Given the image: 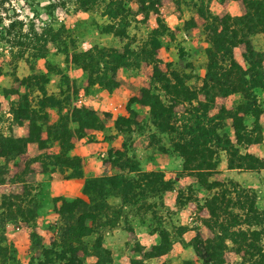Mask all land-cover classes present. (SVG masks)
<instances>
[{
    "label": "rangeland",
    "instance_id": "1",
    "mask_svg": "<svg viewBox=\"0 0 264 264\" xmlns=\"http://www.w3.org/2000/svg\"><path fill=\"white\" fill-rule=\"evenodd\" d=\"M226 5L227 0H0V136L14 122V110L18 109L29 114V109L46 113L48 124L53 123L54 109L40 107L48 97L57 102L63 115L79 108L92 110L89 100L106 92L103 85L114 71L118 87L109 93L111 101L108 99L113 103L93 105L101 124L95 132L104 143L93 158L108 164L115 160L114 152L121 151L124 156L118 164L131 159L139 173L160 172L164 185L170 188L162 194L153 193V186L146 185L145 190L142 186L148 178L137 173L122 177L123 183L132 186L124 196L100 186L90 196L99 206H111L113 213L105 217L97 212L94 225L85 220L84 226L92 227V232L67 242L66 248L73 242L82 249L69 254L56 212L70 200H52V211L45 213L46 184L31 193L15 184V179L21 177L14 168L17 162L6 164L0 184V264H241L246 259L245 253L232 252L227 240L218 253L210 256L200 246L217 243V236L229 235L213 224L205 207L220 191L233 208H228L219 220H226L229 213V217L236 215L239 220L234 230L264 229V161L255 166L246 158L241 164L234 156L233 165L252 170H228L230 153L228 156L221 151V136L225 135L237 152L244 154L243 144L233 138L231 121L219 114V108L229 110L235 106V97H230L234 101L216 100L205 113L202 101L192 103L191 107L198 110L183 117L194 129V136L206 133L199 144L215 152L212 173L196 171L192 156L183 160L172 152L166 136L151 126L147 108L132 101L139 98L142 89L155 88L149 85L153 69L175 71L188 79V85L200 88L207 63L205 48L209 47L202 30L211 25L210 16L225 14ZM93 32L101 35L102 46L87 56L79 42ZM260 36L251 37L255 51ZM243 52L238 46L232 50V57L248 70L250 83L256 70L242 61ZM85 63L91 68H84ZM263 90L264 86L254 90L262 112L264 101L259 91ZM99 101L107 100L101 97ZM184 108L188 106L181 104L174 112L181 114ZM93 132L84 135L90 142ZM117 138L118 147L114 145ZM66 166L78 168V160L69 158ZM213 182L216 188H210ZM87 197L82 199L86 203ZM248 206L251 213L246 211ZM30 207H35L36 216ZM261 244L264 251V239ZM156 246L162 247L158 256L154 254Z\"/></svg>",
    "mask_w": 264,
    "mask_h": 264
},
{
    "label": "trees",
    "instance_id": "2",
    "mask_svg": "<svg viewBox=\"0 0 264 264\" xmlns=\"http://www.w3.org/2000/svg\"><path fill=\"white\" fill-rule=\"evenodd\" d=\"M234 1H240L243 5L244 13L241 16H210L211 25L209 28L202 30L209 47L205 48L207 63L205 65V73L200 82V88H193L188 85L186 81L188 79L186 77L183 78L182 75L175 71L165 73L160 72L159 69H153L149 81V85H156L153 91H150V88H144L140 91L139 98L132 100L134 103L147 108L151 126L166 136L170 150L183 160L189 155L192 156L195 162V170L202 173H212L214 171L216 166L215 152L210 150V147L199 144L200 138H205L206 133L198 132L194 136V129H190L187 126L188 120L183 118L185 115H189L191 111L198 110L195 107H191L192 103L198 104L199 101H202L203 103L200 102L204 108L202 113H205V110L208 107H212L216 100H226L232 96L235 97L234 108L231 107V109L226 110L221 107L219 108L220 111L218 110L219 114L223 116V120L231 121L233 138L237 142L242 143L243 146L257 143L261 140L257 119L262 112V108L257 103V94H255L254 90L261 89L264 86V68L262 66L264 53L255 51L251 46L250 40L255 35H261L264 47V0ZM238 46H242L244 49L241 54L242 61L250 66L248 68L256 70L254 76H252L253 81L250 83L247 76L248 70H244L232 57V50ZM97 49L99 48L86 52V55H91ZM252 59L254 61H251ZM250 63L252 65H249ZM90 66V63L84 64V68ZM113 73L114 71L111 72L112 77L109 78L108 83L103 85V89L107 93H111L118 87ZM52 99L48 97L45 98L44 104L40 102V107L44 106V108L54 109L56 120L51 124L47 122L48 115L46 113L40 114L29 109V114L27 110H14L16 112H13L12 121H25L28 126V135L24 139L0 136V184L6 174L5 165L23 153L26 143H35L40 149L57 144L59 152L56 155H47L44 156V159H42V156L35 160L44 162L52 169L56 168L62 172L63 169L67 168L66 164L69 161V158L64 156L72 147L71 138L80 139L84 137L85 131L100 130L101 124H99L97 116L91 110L79 108L63 115L58 109L57 102L55 103ZM181 104L188 106V108H184L181 114H176L174 109ZM248 116L253 121L247 130L244 119ZM119 120L126 121L125 118H118L117 121ZM42 134L44 137H42ZM152 136L153 134H150L149 137L152 139ZM221 140L224 147L221 151L227 152L228 156L230 153L226 163L228 170H252L247 167L241 169L242 165L240 164L233 165L234 156L241 161V164L247 158L255 166L262 165V161L256 157L247 153H238L225 135L221 136ZM160 149L162 150V148ZM122 156H124V153L116 151L114 152L115 160L108 161L111 169H116L114 173L106 176L85 178L82 193L85 197L89 196L87 197V203L82 199L70 200V204H63L62 208L56 212V215L62 221L60 233L65 248L66 243L70 242V240L75 242V240H79L92 232V227L84 226L83 222L85 220H89L91 225H94L98 217L96 215L98 214L97 212L102 213L105 217L112 215L111 206L105 207L103 204L99 206L93 202L90 196L100 186H105L109 190L114 191V193L117 194L119 192V194L121 193L124 196V193L132 186L129 182L123 183L122 177H126L129 173H137L146 174L145 177L148 178L142 186L145 190L147 189L146 185L150 188L153 186L152 190H156L153 192L155 194H162L170 189L164 185L163 176L160 172L139 173L140 171L136 170L134 161L126 156L127 160H129L118 164ZM72 170L74 173H70L69 175L71 176L78 172V168H72ZM145 177L143 176V178ZM132 184L135 185L134 182ZM216 186V182H213L210 188H216ZM230 203V200H226L221 191L218 194H213L206 202L205 207L209 217L213 220V224L217 225L223 233H229V235L224 237L217 236L215 238L217 243L207 244V246L200 244V246L205 247L207 255L209 254L210 256L218 253L217 251L224 246L223 243L227 240L232 246V252L235 254L245 253L246 259L243 258L241 264H264V251H262L263 247L261 246L262 239H264V229L261 232L248 228L245 230H240V228L234 230V226L238 225L237 222L239 220L236 215L229 217L231 215L229 213L226 220L224 218L219 220L220 215L226 216L228 208H233ZM250 208L251 206H248L246 211L251 213ZM29 210L32 211L33 216H36L35 207H30ZM239 210L242 209L239 208ZM27 214L30 213L27 212ZM251 220L255 224L259 222L254 219ZM217 221L220 222L218 223ZM73 242L66 248L68 253L82 250L78 246H73ZM161 248L160 246L153 248L157 250L154 253L155 256L162 253Z\"/></svg>",
    "mask_w": 264,
    "mask_h": 264
},
{
    "label": "crops",
    "instance_id": "3",
    "mask_svg": "<svg viewBox=\"0 0 264 264\" xmlns=\"http://www.w3.org/2000/svg\"><path fill=\"white\" fill-rule=\"evenodd\" d=\"M224 13H227L230 16L238 17L244 13V8L243 5H241L238 1L227 0V5L224 8ZM256 51L264 53V47L261 40V36L260 45L259 48L256 49ZM111 96L112 94H109L104 91L102 93H97L91 99V101L89 100L88 102L91 106V111L95 114L94 111H96V109L93 107L94 104H96L97 106L104 104L106 106H111V104L113 103L110 102ZM259 96L262 101H264V90L259 91ZM101 97L107 101H99ZM223 101L229 100L226 99ZM83 102L85 105V100H83ZM9 120L11 121V119ZM252 121L253 119L249 116L244 119V124L246 125L247 129L250 128V124L252 123ZM257 124L260 128L262 138L257 143L244 145L243 153L246 152L247 154L252 155L257 159L264 161V111L259 114ZM87 132L89 131H85V133ZM2 135L4 137L24 139L28 135L27 123L25 121L11 122V124L9 123L8 126L5 127V132H3ZM90 135H94V137L90 138L93 139V141L91 142L88 141L86 137H82L80 139L71 138L70 140L72 147L69 151H67L64 157L75 158L76 160H78L79 167L78 172H76L75 175H69L73 172V170L69 167L63 169L61 172L56 168L52 169L47 164H44V162L35 160L36 158H40L42 156V159H44V156L56 155L59 152V147L57 146V144L40 149L35 143H26L23 153L17 158H15L13 161H9L7 163L9 164L11 162H17L16 165L14 164V168L15 170L20 171L18 175L21 177H19L18 180L15 179V184H19L21 185V187L23 186L24 188L28 189V191H30L31 193H33L34 190H38L39 188H41L43 183L46 184V194L45 198L43 199L45 200L43 202V209L45 213H50L52 211L53 204L51 202L56 198H63L67 200L84 199L82 187L86 177H99L111 174L113 169H111L109 164L97 160L96 157L95 159L93 158V155L95 154L96 156L97 152L100 150L101 145H104V143H102L101 140L99 141L100 138L97 137V132L94 131L93 134ZM42 137H44L43 134ZM143 140L144 139H141V141ZM119 141V138L114 140V145L117 147L120 146ZM146 171H151V169L147 168Z\"/></svg>",
    "mask_w": 264,
    "mask_h": 264
},
{
    "label": "built area",
    "instance_id": "4",
    "mask_svg": "<svg viewBox=\"0 0 264 264\" xmlns=\"http://www.w3.org/2000/svg\"><path fill=\"white\" fill-rule=\"evenodd\" d=\"M102 46V38L98 32H93L87 39L80 40L79 48L82 52L86 53L95 48Z\"/></svg>",
    "mask_w": 264,
    "mask_h": 264
}]
</instances>
